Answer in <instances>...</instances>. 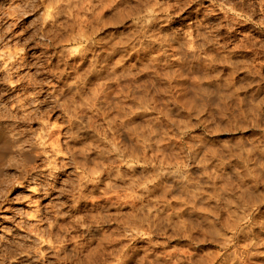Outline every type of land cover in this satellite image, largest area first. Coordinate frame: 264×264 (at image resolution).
Wrapping results in <instances>:
<instances>
[{"label":"clouds","instance_id":"9594fccd","mask_svg":"<svg viewBox=\"0 0 264 264\" xmlns=\"http://www.w3.org/2000/svg\"><path fill=\"white\" fill-rule=\"evenodd\" d=\"M0 73V264L264 257V0H0Z\"/></svg>","mask_w":264,"mask_h":264},{"label":"rangeland","instance_id":"374dc122","mask_svg":"<svg viewBox=\"0 0 264 264\" xmlns=\"http://www.w3.org/2000/svg\"><path fill=\"white\" fill-rule=\"evenodd\" d=\"M220 14V16H221V18H222V16H223V14L222 13H219ZM29 23V21L28 20H24V21H22L21 22V24L17 27V31H19L21 28H23V27H26L27 26V24ZM251 27V26H250ZM106 31H117V29H113V28H107L106 29ZM25 35H28V33H26ZM30 48H31V45L29 46ZM33 51H35V49H33ZM40 51H43L42 49L40 50ZM27 55H31V53H27ZM3 74L2 73H0V76H2ZM3 87H5V86H3V85H0V88H3ZM19 87V86H18ZM57 116H59V113H54V114H52V121L54 122V123H56L57 122V120H56V117ZM7 129V131L8 132H12V130L10 129V128H6ZM61 159H63L62 157H60ZM59 158V159H60ZM20 194H25V195H27L28 193H27V184H26V186L24 187V188H14V189H12V191H11V193H10V195L8 196V203H6L5 205H4V207L5 208H8V207H27L26 205H24V204H21V205H15V204H13L12 202L14 201V199H15V197L17 196V195H20ZM37 197H34V199H36ZM44 203H48V201H44ZM3 215H13V213H5V212H0V216H3ZM4 227H12L13 229H14V232H13V235H16L17 233H19V229H15V225L12 223V222H10V221H5V220H3V219H0V228H4ZM262 234H264V233H262ZM262 234H261V236H262ZM262 238H264V236H262ZM145 243V244H144ZM147 243L146 242H143V241H134L133 242V248H135L136 249V251L134 252V254L133 255H136V256H133V260L134 261H136L137 262V264H138V261L140 260V258L144 255V248L145 247H147V245H146ZM172 246H180V242H174V244L173 245H169V247H172ZM207 249H208V253L209 254H212L213 252L215 253L216 251H218V248L215 246V245H207V246H205ZM161 250H159V249H156L155 251H159V252H162V251H166V249L165 248H160ZM215 250V251H214ZM129 251H133V249H131V250H129ZM141 251V252H140ZM140 255V256H139ZM155 255L153 254V256H149L148 257V260H154L155 259V257H154ZM211 257H212V255H211ZM210 257V258H211ZM258 261H260V260H258ZM219 262V261H218ZM161 263L163 264V261L161 260Z\"/></svg>","mask_w":264,"mask_h":264},{"label":"bare ground","instance_id":"6f19581e","mask_svg":"<svg viewBox=\"0 0 264 264\" xmlns=\"http://www.w3.org/2000/svg\"><path fill=\"white\" fill-rule=\"evenodd\" d=\"M54 121V120H53ZM54 123V122H53ZM57 140L59 141L58 144L53 145V148H59L62 147L64 144V138L62 136L57 137ZM16 145V141L12 138V132H8L7 129L3 126H0V154L7 152L10 155H16L14 148ZM60 158V157H59ZM63 158V157H62ZM61 159V158H60ZM262 234V233H261ZM260 234V235H261ZM264 236V234H262ZM261 236V237H262ZM145 244V243H144ZM147 245V244H146ZM131 250V248L129 249ZM161 250V249H159ZM167 250V249H166ZM215 251V250H214ZM131 252V251H129ZM137 252V251H136ZM141 252V251H140ZM214 253V252H213ZM212 253V254H213ZM155 255V253H153ZM209 254V264H211V255ZM136 256V255H133ZM140 256V255H139ZM153 256V255H152ZM155 257V256H154ZM150 258V257H149ZM255 264H264V257H257L254 258ZM260 260V261H258ZM150 261V260H149ZM163 261V260H162ZM162 264V263H161ZM216 264H219L218 261H216Z\"/></svg>","mask_w":264,"mask_h":264}]
</instances>
